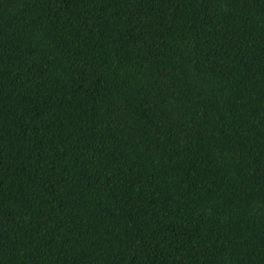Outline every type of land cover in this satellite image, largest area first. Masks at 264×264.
<instances>
[{"label":"trees","instance_id":"16d2710c","mask_svg":"<svg viewBox=\"0 0 264 264\" xmlns=\"http://www.w3.org/2000/svg\"><path fill=\"white\" fill-rule=\"evenodd\" d=\"M0 264H264V0H0Z\"/></svg>","mask_w":264,"mask_h":264}]
</instances>
